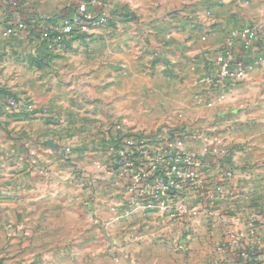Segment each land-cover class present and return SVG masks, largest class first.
Instances as JSON below:
<instances>
[{
	"label": "crops",
	"instance_id": "1",
	"mask_svg": "<svg viewBox=\"0 0 264 264\" xmlns=\"http://www.w3.org/2000/svg\"><path fill=\"white\" fill-rule=\"evenodd\" d=\"M22 1L26 17L40 27L48 21L52 24L70 0ZM208 9L210 15L205 13ZM4 15L0 3V89L15 96L27 94L38 111L46 110L49 121L60 116L69 125L82 121L85 131L94 133L92 143L100 148L131 128L138 112L127 98L106 95L101 87L86 94L91 91L88 88L119 80L142 81L146 83V124L171 120L187 128L184 133L193 132L194 140L185 142L186 150H207L204 197L190 201V208H198L194 216H181V225L191 227L192 234L188 239L146 237L150 264H172L155 258L167 254L170 245L182 249L176 255L180 264H264V255L259 263H248L237 254L241 244L264 249V68L253 69L242 82L232 83L224 101L201 83L206 53L219 47L230 29L256 23L264 36V0H146V71L139 66L141 71L136 73L128 66L122 72L125 75L118 72L115 55L130 40L133 44L129 32L116 31L89 44L75 38L52 68L44 71L43 62L26 47L25 35L2 36ZM98 31L90 30L88 37ZM263 52L258 45L250 57ZM16 54L21 60L15 59ZM98 97L101 100H92ZM218 139L220 144L215 142ZM222 148L225 152L217 154ZM84 166L88 169L86 162ZM249 224L255 228L254 236L248 234ZM231 233L243 234L239 244L231 242ZM131 252L128 257L135 256Z\"/></svg>",
	"mask_w": 264,
	"mask_h": 264
},
{
	"label": "rangeland",
	"instance_id": "2",
	"mask_svg": "<svg viewBox=\"0 0 264 264\" xmlns=\"http://www.w3.org/2000/svg\"><path fill=\"white\" fill-rule=\"evenodd\" d=\"M79 1L88 0H70L68 7L76 6ZM104 2L122 16L115 17L113 25L96 28L97 35L78 38L83 44H89L106 39L116 31L129 32L134 38L133 44L130 40L127 47L120 48L115 55L119 59L118 72L122 73L128 66L136 73L141 71L139 66L146 71V0ZM207 11L206 15H210V10ZM48 23L39 28L52 25ZM60 23L61 19H56L53 25ZM24 43L34 50V58L43 62L44 71L52 68L54 60L67 48L50 51L27 36ZM258 45L263 46L264 51V36L260 35L255 47ZM214 51L207 52L206 59ZM17 55L15 59L21 60ZM256 68H264V52L262 60L251 70ZM96 87H101L106 95L127 98L137 109L132 127L120 131L118 137L175 130L183 135L185 142L193 139V132L184 133L187 128L171 120L146 124V83L119 80L117 84L89 87L91 91L86 94L94 92ZM37 113L21 109L8 112L0 108V264H150L146 259V237L190 238L191 227L181 225V216L136 209L125 198L128 171L121 161L124 149L116 139L99 148L92 143L94 133H87L82 121L69 125L61 116L49 121L46 110L37 109ZM65 122L67 126L63 127ZM164 145L163 141L152 142L148 148L155 150ZM189 152L204 155L207 150ZM216 152L220 155L225 150ZM170 247L167 254L155 258L180 264L176 255L182 249L178 245ZM130 251L134 257H128ZM186 256H182L184 263Z\"/></svg>",
	"mask_w": 264,
	"mask_h": 264
},
{
	"label": "built area",
	"instance_id": "3",
	"mask_svg": "<svg viewBox=\"0 0 264 264\" xmlns=\"http://www.w3.org/2000/svg\"><path fill=\"white\" fill-rule=\"evenodd\" d=\"M240 3L243 0H229ZM22 0H0L4 8V37L23 34L34 38L38 45L50 51L65 47L67 41L77 36H87L94 28L108 26L111 7L104 0L79 1L75 10L61 19L59 26L42 28L37 38L31 32L33 22L24 20L26 9ZM209 14V11H207ZM260 30L255 24L232 28L223 43L207 55L205 73L201 83L207 92L216 94L218 101H224L232 83L242 82L251 68L262 60V55L250 57ZM5 111L24 110L37 113L35 102L25 96H6L1 99ZM211 105V102H208ZM163 147L151 150L152 142H162ZM220 144L218 139L215 141ZM119 144L123 147L121 161L128 171L125 198L133 207L146 212H157L172 216L195 215V206L190 201L203 198L205 193L204 155H196L185 149L183 135L179 131L168 130L164 134L146 135L135 133L124 137ZM216 151V149H215ZM255 228L249 224L248 234L255 235ZM231 242L239 244L241 233H231ZM245 259L247 253L240 252Z\"/></svg>",
	"mask_w": 264,
	"mask_h": 264
},
{
	"label": "trees",
	"instance_id": "4",
	"mask_svg": "<svg viewBox=\"0 0 264 264\" xmlns=\"http://www.w3.org/2000/svg\"><path fill=\"white\" fill-rule=\"evenodd\" d=\"M75 8H76V6L68 7L66 9H64L63 11L60 12V15L57 16L56 18L57 19H62L63 17H65L68 14H70L73 10H75ZM121 16H122V13L120 11H115V10H112L111 9L109 11V17H110L109 19L110 20H109V23L108 24L113 25L114 24V18L115 17H121ZM24 20L27 23H29V24L31 23L30 22V19L27 18L26 16L24 17ZM52 21H53L52 22V24H53V23H55L56 19L54 18ZM31 25H32L31 32L34 35V37L37 38V36H38L39 32L42 30V28L37 27L34 23L31 24ZM78 37H80V35L77 36V37H74L73 39L78 38ZM70 41H67L65 43V46H67ZM6 96L15 97V95L11 94L10 92L4 91V90L0 89V98L1 99H4ZM128 136H131V135L129 134V135H126L124 137H128ZM124 137H121V138L119 137L118 139H116V141L119 143V141H121ZM207 158H208L207 155L204 156L203 159H202L203 162L207 161ZM241 251H244V252L247 253V257L245 258V260L248 263H257V262L259 263V261H260L259 259L262 258V256L264 255V249L263 248L260 249V248L255 247V246H253V247H247V246L241 244L239 246V249L237 250V254L239 256H240V252Z\"/></svg>",
	"mask_w": 264,
	"mask_h": 264
}]
</instances>
